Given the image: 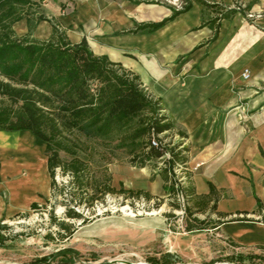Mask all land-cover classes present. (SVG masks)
Returning <instances> with one entry per match:
<instances>
[{"label":"crops","instance_id":"0c3cea01","mask_svg":"<svg viewBox=\"0 0 264 264\" xmlns=\"http://www.w3.org/2000/svg\"><path fill=\"white\" fill-rule=\"evenodd\" d=\"M27 1L23 18L13 26L15 36L47 41L57 25L72 43L86 39L96 55L138 75L185 134L195 190L190 205L203 209L196 216L211 219V230L237 249L262 252L264 0ZM239 3L246 9L238 10ZM185 6L187 11L170 19ZM246 12L261 17L250 21ZM44 167L39 175L44 181L32 179L27 167L4 173L0 151L1 224L50 194L47 157Z\"/></svg>","mask_w":264,"mask_h":264},{"label":"rangeland","instance_id":"374dc122","mask_svg":"<svg viewBox=\"0 0 264 264\" xmlns=\"http://www.w3.org/2000/svg\"><path fill=\"white\" fill-rule=\"evenodd\" d=\"M173 2L177 4L178 0ZM6 102L0 97V108ZM161 114L165 115L164 111ZM69 137L78 142V146H73V142L68 146L88 166L83 179L84 189L72 175L57 169L56 187H51L50 194L40 199L37 209L30 208L10 220H3L0 226V264H38L42 258H52L67 249L74 252L71 254L73 264H154L153 259L163 262L168 255L173 264H251V260L238 262L233 257L263 254L234 247L211 230V219L206 220L204 230L187 231L188 202L185 198L184 204L180 193H183L182 187L189 185L186 173L190 171H183L179 166L171 170L170 179L178 189L174 194L171 189L165 192L163 186L171 187L162 182H165L162 172L167 166L168 154L142 165V156L137 154L146 141L140 142L141 147L133 153L131 148H118L117 141L108 145L78 134ZM162 139L170 147L184 145L176 127L173 132L162 135ZM0 151L4 158V173H17L27 167L32 179L44 175L46 145L29 132L1 135ZM60 156L68 162L74 159L67 152H60ZM106 179L116 190L115 194L102 195L103 186L96 192V185ZM122 186L125 190L149 193L152 198L121 193ZM95 193L98 200L91 201ZM69 211L82 218H69ZM61 224L69 227L72 234ZM61 261L63 257L59 256L44 264Z\"/></svg>","mask_w":264,"mask_h":264},{"label":"trees","instance_id":"16d2710c","mask_svg":"<svg viewBox=\"0 0 264 264\" xmlns=\"http://www.w3.org/2000/svg\"><path fill=\"white\" fill-rule=\"evenodd\" d=\"M27 4V0H0V97L7 101L0 108V132H30L46 144L52 189L56 187L57 169L72 175L79 187H85L83 179L88 166L68 146L71 142L73 146H78L70 135L78 134L90 141L101 140L108 145L117 141L118 148H131L133 153L141 147L138 145L140 142L146 141L140 154H137L142 156L140 163L159 160L168 154L162 176L171 185L165 190L171 189L173 194L176 193L178 186L173 184L169 172L178 164L188 166L190 149L183 144L152 146L153 136L175 130L174 123L161 114L162 101L155 99L144 88L138 75L111 61L108 56L96 55L86 39L78 44L72 43L57 25H54L53 35L47 41H31L28 37L15 36L13 25L23 18L22 11ZM188 7L185 6L170 19L187 11ZM170 19L151 25V29L161 28ZM39 20L46 18L40 16ZM180 135L185 137L182 132ZM60 152L72 154L74 159L65 161ZM186 176L189 185L182 187L181 191L188 202L186 214L190 215L187 231H202L207 219L201 220L196 216L203 211L194 209L200 208L199 203L190 205L195 190L191 185V172H187ZM101 186L104 187L100 191L102 195L116 193L109 179L96 185L97 193ZM211 188L213 192V186ZM97 193L91 201L98 200ZM121 193L138 197L143 194L147 199L152 198L149 193L125 190L123 186ZM38 207L37 203L32 205L33 209ZM68 217L82 218L72 211L68 212ZM61 226L72 234L69 227ZM261 249L263 254H238L233 259L264 264V248ZM72 253L71 249H67L52 258H42L38 264L59 256L63 257V261L58 264H73ZM169 257L165 256L163 262L158 259L152 261L154 264H173Z\"/></svg>","mask_w":264,"mask_h":264},{"label":"built area","instance_id":"2783aa9c","mask_svg":"<svg viewBox=\"0 0 264 264\" xmlns=\"http://www.w3.org/2000/svg\"><path fill=\"white\" fill-rule=\"evenodd\" d=\"M236 8L238 9V10H240V11H243V10H245L246 9V5L245 4H243V3H239L237 6H236ZM261 17V14L260 13H253V12H246V19H248V20H252V21H254L255 19H257V18H260ZM244 76H245V78L246 79H248L249 77H250V75L248 74V72L246 71L245 72V74H244ZM165 133H163V134H160V135H158L157 137H155V136H153V138H152V146H154V147H156V148H159V147H170L168 144H166L167 142H166V140H164V139H162V135H164ZM177 166H179L180 168H182V170L184 171H189V169H188V166L187 167H185L184 165H180V164H178ZM185 179V178H184ZM180 196L182 197V201L184 202V204H185V197H184V194L183 193H180ZM181 197H180V199H181ZM183 204V208H184V205ZM182 212H183V210H182Z\"/></svg>","mask_w":264,"mask_h":264}]
</instances>
